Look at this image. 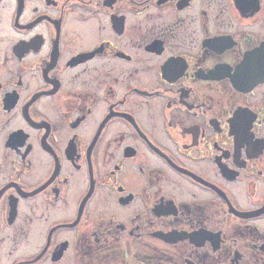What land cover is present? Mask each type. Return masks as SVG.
<instances>
[{
  "label": "flooded vegetation",
  "instance_id": "flooded-vegetation-1",
  "mask_svg": "<svg viewBox=\"0 0 264 264\" xmlns=\"http://www.w3.org/2000/svg\"><path fill=\"white\" fill-rule=\"evenodd\" d=\"M0 264H264V0H0Z\"/></svg>",
  "mask_w": 264,
  "mask_h": 264
}]
</instances>
